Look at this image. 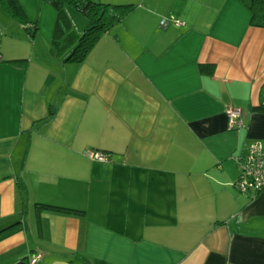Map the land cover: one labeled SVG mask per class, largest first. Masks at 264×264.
I'll return each instance as SVG.
<instances>
[{"label":"crops","instance_id":"crops-1","mask_svg":"<svg viewBox=\"0 0 264 264\" xmlns=\"http://www.w3.org/2000/svg\"><path fill=\"white\" fill-rule=\"evenodd\" d=\"M97 1L132 9L80 62L41 0H19L25 22L0 3V264H264V189L233 186L234 158L264 148V27L239 0Z\"/></svg>","mask_w":264,"mask_h":264},{"label":"trees","instance_id":"trees-1","mask_svg":"<svg viewBox=\"0 0 264 264\" xmlns=\"http://www.w3.org/2000/svg\"><path fill=\"white\" fill-rule=\"evenodd\" d=\"M43 1L51 5L56 13V21H55L53 36L51 39L53 46H56V44L60 42L57 41L58 39L57 36H58V31L59 33H61L60 32L62 29L61 24L62 23L64 24L68 21V17L67 14L65 13V8H64L66 3L70 4L85 17L86 21H85L84 29L78 35L74 36V38L70 36L71 33L68 34V36L65 37L66 43L62 41L65 45L64 49L66 48V54L62 58L64 62L82 61L87 55V53L90 51V49L93 47L95 42L100 38V36L105 31H107L112 24L119 21L132 9L131 3H106V2H99L93 0H43ZM239 1H241L249 11V23L253 26L264 27V0H239ZM0 3L18 21L21 22L27 21V18L18 0H0ZM169 22L173 24L172 21ZM167 23L168 22H166V24ZM34 30H35V26H31V29L29 31L30 33H32V31ZM63 39L64 37L62 38V40ZM18 61L24 62V59L9 60L8 62L14 63ZM199 70L207 73L211 72L210 69H205V66L203 65L199 66ZM251 108L252 110L254 109L264 112V105H256ZM33 207L37 211L81 213L79 210L52 205L48 203L34 202ZM17 225H18L17 223L11 224L7 226L5 229H3L2 232L9 233L11 231H14L11 229L13 227H16Z\"/></svg>","mask_w":264,"mask_h":264},{"label":"built area","instance_id":"built-area-1","mask_svg":"<svg viewBox=\"0 0 264 264\" xmlns=\"http://www.w3.org/2000/svg\"><path fill=\"white\" fill-rule=\"evenodd\" d=\"M165 19H160L159 24L164 26ZM174 25L183 24L182 21L173 20ZM226 115V128L239 129L242 127L241 112L234 106H228L225 109ZM84 155L93 160L106 161L108 156L93 149H85ZM237 163L239 173L233 183V186L239 192H256L264 189V148L259 142L249 144L245 155L241 158H234ZM39 253H33L29 256V264H36L39 259Z\"/></svg>","mask_w":264,"mask_h":264},{"label":"rangeland","instance_id":"rangeland-1","mask_svg":"<svg viewBox=\"0 0 264 264\" xmlns=\"http://www.w3.org/2000/svg\"><path fill=\"white\" fill-rule=\"evenodd\" d=\"M39 1L40 0H36V3H38ZM93 1H97V0H93ZM99 2H101V1H99ZM41 3H44V6H46V7H48L50 9V11H51L50 18H52V15H53L54 25H53V29H52V34H50L51 36H53V31H54V26H55V21H56V13H55V11H54V9L52 8L51 5H49L48 3H46L43 0H41ZM64 8H65V13L67 14V17H69L68 14H69V11L71 9L74 10V11H77L74 7H72L70 4H67V3L65 4ZM42 18H43V21H44V25H46L47 20H48V15H46L45 12H42ZM38 28H39V30H43V32H42L43 35L46 33L45 32L46 30L42 27V25L38 26ZM61 28L63 29L64 32H63V35H61V33H59V31H58V36H57L58 39H57V41H60V42H58V44H56V47H59V48L62 49L61 56L63 58V56L66 54V49L63 48L61 42L63 41V42L66 43L65 37L68 36V33H67L66 30H64L65 25L63 23L61 24ZM63 37H64V39L62 40ZM62 61H63V59H62Z\"/></svg>","mask_w":264,"mask_h":264}]
</instances>
